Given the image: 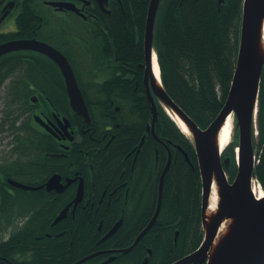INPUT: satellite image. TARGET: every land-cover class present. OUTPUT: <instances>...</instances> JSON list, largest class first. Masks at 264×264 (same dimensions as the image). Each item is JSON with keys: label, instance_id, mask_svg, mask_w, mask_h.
Instances as JSON below:
<instances>
[{"label": "flooded vegetation", "instance_id": "1", "mask_svg": "<svg viewBox=\"0 0 264 264\" xmlns=\"http://www.w3.org/2000/svg\"><path fill=\"white\" fill-rule=\"evenodd\" d=\"M121 4L122 0H103L102 5L98 0H0V43L34 39L58 50L86 107L85 115L72 109L64 77L48 55L22 49L0 56V64L16 68L4 77L0 66V84L14 80L28 86L18 125L20 134L31 138L17 144L10 134L4 142L0 128V264H129L127 256L139 246L147 257L151 254L143 237L156 221L127 252L120 250L130 247L152 218L159 178L169 161L162 204L173 150L187 162L189 157L185 159L179 145L157 135V99L153 124L148 110L139 114L126 107L131 97L149 104L150 77L143 47L140 57L127 51L124 55L99 34L102 20L112 19ZM49 84L56 85L60 103H53L42 87ZM129 112L144 139L118 156L121 147L115 140L125 128L122 116ZM145 136L152 141L146 144ZM163 150L166 158L159 160ZM65 207V215L55 222ZM151 208V218L146 217L127 245L118 247L130 225ZM13 237L28 244V257H22L18 245L2 249Z\"/></svg>", "mask_w": 264, "mask_h": 264}, {"label": "trees", "instance_id": "2", "mask_svg": "<svg viewBox=\"0 0 264 264\" xmlns=\"http://www.w3.org/2000/svg\"><path fill=\"white\" fill-rule=\"evenodd\" d=\"M149 2L150 0H122V4L113 10L116 13L113 18L102 20L99 34L106 37L107 43L112 40L113 44H117L124 55L127 51L134 57H140ZM241 5L242 0H223L221 4H218V0H160L153 45L157 53L161 82L172 100L200 128H205L214 120L227 96L235 67ZM6 64L7 62L0 64L3 76H12L16 68ZM13 82L11 80L0 84L6 95L2 119L8 132L20 144L31 141L29 135L20 134L21 126L18 125L26 102L25 87L28 86ZM42 87L47 88V94L53 103H60L55 98L56 85ZM127 104L128 111L141 114L148 110V117H151L150 104L145 100L131 97ZM7 105L13 107L9 108ZM131 112L129 116H122L121 125H125V128L115 140V145L121 147L117 151L118 156L123 148L126 150L136 145L140 137L144 136L141 130L138 132V126L134 128V116ZM257 123V162L254 173L264 189L263 80L259 92ZM23 124H27L26 120ZM129 125L130 128H126ZM233 131L237 137V128L234 127ZM156 133L162 140H170L184 149L189 162L184 160L178 149L173 150L175 156L165 176L162 204L156 223L143 237L151 254L147 257L145 250L139 246L136 252L134 250L127 256L129 264H141L145 258L148 259L146 264H170L195 250L203 237L201 181L194 146L161 106H158ZM151 141L149 136H145L146 144ZM235 146L237 143L232 140L221 155L223 162L226 160L229 180L235 175ZM148 147L151 148L150 144ZM162 153V156L159 154V160L166 158V152L163 150ZM146 157L150 160L149 151ZM152 210L153 208L142 218L139 217L136 224L130 225L131 230L116 243L118 247L130 242L132 235L144 226L146 217L151 218ZM15 239L13 237V240L5 243L2 249L12 244L18 245L22 257H28V244L24 240L18 242Z\"/></svg>", "mask_w": 264, "mask_h": 264}, {"label": "water", "instance_id": "3", "mask_svg": "<svg viewBox=\"0 0 264 264\" xmlns=\"http://www.w3.org/2000/svg\"><path fill=\"white\" fill-rule=\"evenodd\" d=\"M102 5L103 0H98ZM223 0H218L221 4ZM160 0H150L145 20L143 49L146 73L150 77L147 90L152 113V124L156 118L155 98L165 109L177 113L186 123L194 145L201 179V224L203 239L201 246L171 264H264V196L256 199L251 189L255 177V156L252 133L255 127L258 96L262 72L264 74V51L261 46V29L264 21V0H243L239 29V42L229 90L223 106L214 120L204 129L196 123L172 100L162 84H157L153 76V34L156 12ZM53 5H62L52 2ZM36 50L48 55L58 65L65 80L69 104L75 111L86 114V107L77 87L72 70L64 56L55 48L34 39L12 40L0 43V56L15 50ZM33 100V99H32ZM233 114L238 132L237 170L229 181L221 160V150L215 137L220 125L227 116ZM142 138L141 142L143 141ZM177 148L181 149L179 146ZM182 151V150H181ZM185 159L188 160L187 154ZM169 161L162 171L158 184L156 209L149 223L139 233L133 244L120 251L127 252L155 223L161 206V193L164 175ZM227 168L226 160L224 162ZM50 178L49 182L52 181ZM213 182L218 196L216 210L207 214V207ZM22 188L29 186L13 182ZM79 199V194L75 202ZM62 209L55 222L64 215ZM228 219L227 229L218 239L217 231ZM116 225L108 233L111 234ZM216 239V240H215ZM147 258L141 264H146Z\"/></svg>", "mask_w": 264, "mask_h": 264}, {"label": "bare ground", "instance_id": "4", "mask_svg": "<svg viewBox=\"0 0 264 264\" xmlns=\"http://www.w3.org/2000/svg\"><path fill=\"white\" fill-rule=\"evenodd\" d=\"M261 46L264 51V21H263V25L261 29ZM153 76L156 80V83L160 84L161 82H160L159 66L155 59V56L153 57ZM168 113L171 115L172 119L175 121V123L181 129V131L185 134H189V129L186 123L184 122V120L171 109H168ZM231 128H232L231 115H229L220 125L216 133L215 141H216V145L218 146L220 150L223 149L229 143L231 139ZM234 152L236 155V151ZM253 192L255 196L257 197L264 196V191L257 189V187H253ZM217 200H218V196L216 193V184L215 182H213L212 187H211L208 207L206 211L207 214L213 213L216 210ZM227 225H228V219L224 220L222 224L220 225L217 231L216 239H218L222 234H224V232L227 229Z\"/></svg>", "mask_w": 264, "mask_h": 264}, {"label": "rangeland", "instance_id": "5", "mask_svg": "<svg viewBox=\"0 0 264 264\" xmlns=\"http://www.w3.org/2000/svg\"><path fill=\"white\" fill-rule=\"evenodd\" d=\"M238 45V44H237ZM263 87V85H262ZM5 91H4V88L1 87L0 88V128L3 130L2 133L4 135V142H6L9 138L11 139V136H10V133L8 132V127L7 125H3V119H2V116H3V113H4V110H5ZM7 107L9 108H12L13 106H9L7 105ZM233 124H234V116L233 114H231V125L233 127ZM258 126V123L256 124V127ZM258 131V129H257ZM256 131V132H257ZM258 133V132H257ZM231 140V139H230ZM232 140L234 141V143H237V137L234 136L233 134V137H232ZM257 140H258V134H256L254 137H253V149H254V153H256L257 151ZM227 169V168H226ZM236 170L235 169V173H236ZM226 174L227 176L229 177V174H228V171H226ZM253 187H257L258 189V184L257 182H253L252 183V188ZM261 187V186H260ZM262 189V188H261ZM262 191H264V189H262Z\"/></svg>", "mask_w": 264, "mask_h": 264}]
</instances>
